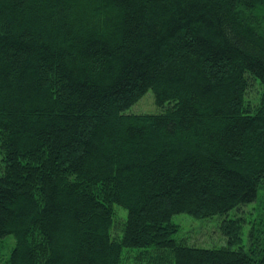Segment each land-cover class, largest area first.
<instances>
[{
	"label": "trees",
	"instance_id": "obj_1",
	"mask_svg": "<svg viewBox=\"0 0 264 264\" xmlns=\"http://www.w3.org/2000/svg\"><path fill=\"white\" fill-rule=\"evenodd\" d=\"M150 90L161 112H130ZM179 214L227 245L177 239ZM135 248L264 264V0H0L2 264Z\"/></svg>",
	"mask_w": 264,
	"mask_h": 264
},
{
	"label": "rangeland",
	"instance_id": "obj_2",
	"mask_svg": "<svg viewBox=\"0 0 264 264\" xmlns=\"http://www.w3.org/2000/svg\"><path fill=\"white\" fill-rule=\"evenodd\" d=\"M254 94V92H253ZM259 97V96H258ZM130 112L135 114L140 113H159V107L156 106L154 102L153 92L150 90L146 95L143 96L141 100L137 104L131 107ZM248 210H246L247 214L243 216L245 221L248 223L243 229V237L242 243L239 246H244L245 249L249 248V230L252 227L253 219L257 216L259 212V205L257 202L247 205ZM120 209V211H119ZM116 215L118 218H121L122 215L126 213L124 209L120 207H116ZM221 217V216H220ZM220 217H210V218H199L196 219L191 215L179 214L174 217V222L181 225V229L178 232L177 239L184 240L187 245L195 246V247H204V248H220L222 246H226L227 239L221 233L219 229L220 225ZM10 244V242L8 243ZM238 245L234 246V248L239 247ZM125 255L123 256L122 264H153L149 263L148 257L151 255L148 252H144L145 249L135 248V249H127ZM144 252V253H143ZM3 261L0 260V264Z\"/></svg>",
	"mask_w": 264,
	"mask_h": 264
}]
</instances>
